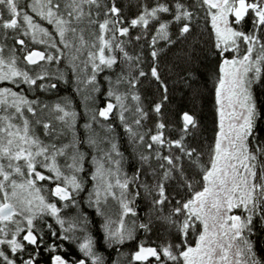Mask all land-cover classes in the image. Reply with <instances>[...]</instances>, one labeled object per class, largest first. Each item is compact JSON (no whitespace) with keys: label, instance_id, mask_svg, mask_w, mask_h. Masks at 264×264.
<instances>
[{"label":"snow or ice","instance_id":"1","mask_svg":"<svg viewBox=\"0 0 264 264\" xmlns=\"http://www.w3.org/2000/svg\"><path fill=\"white\" fill-rule=\"evenodd\" d=\"M261 97L264 0H0V264H264Z\"/></svg>","mask_w":264,"mask_h":264},{"label":"trees","instance_id":"2","mask_svg":"<svg viewBox=\"0 0 264 264\" xmlns=\"http://www.w3.org/2000/svg\"><path fill=\"white\" fill-rule=\"evenodd\" d=\"M129 2L131 3V0H129ZM130 11L135 12V7H132ZM206 35H207V32H205V36ZM209 59H211V57H209ZM205 63H207V61H205ZM57 68H59L64 73L65 77L68 79V83L65 84L61 82L58 93L51 96L50 99L54 100L57 97H67L68 99L72 101L73 109L78 113L77 136L80 138H83L85 136V129L83 128V125L85 123V118H84L85 107H84V101H83L84 93L76 92L75 84L73 82L74 77L72 76V70L70 67H68L65 64V62H62L59 65H56V64L52 65L53 72H55ZM100 80L101 82L103 81V76L100 77ZM207 87L209 89L212 88V83L210 80L208 81ZM169 96H170L171 103L165 108L166 117L168 113L172 111H175L177 113H179L180 111H190L197 116L198 120H200L204 126L207 127L208 135L211 136V130L213 127V118H214V91L211 93L206 91L203 93L202 97L193 100L190 94H188L182 86L178 85L176 87L170 88ZM261 99H264V97H261ZM98 100L102 101L103 97L99 96ZM100 106H102V104ZM117 141L119 143L120 150L125 153L126 157H128L130 155V149L128 148V145L126 143L121 142V139L119 136L117 137ZM88 158L90 160V156ZM125 168L128 171L129 175H131L133 171L132 167L126 164ZM84 211L90 212L92 210H89L85 206ZM89 219L97 221V223L92 226V233H91L94 241L99 242L97 245V251L100 254L104 255L106 259V264H112V261L117 259V253L115 249L114 248L109 249L103 243V239H102L103 234L102 232L99 231V222H98L99 218L95 217L94 212H92V215L89 217ZM135 244H136V241L126 242L125 245L121 246V251L126 253L130 249L134 248ZM68 247L72 253H74L75 255H79V252L76 250L74 245H68ZM261 248H264V242H262ZM120 264H127V261L121 259Z\"/></svg>","mask_w":264,"mask_h":264},{"label":"rangeland","instance_id":"3","mask_svg":"<svg viewBox=\"0 0 264 264\" xmlns=\"http://www.w3.org/2000/svg\"><path fill=\"white\" fill-rule=\"evenodd\" d=\"M38 19V18H37ZM41 24H42V26H45V27H50V26H48V25H46L44 22H41ZM33 47H35L36 49H38V50H42L43 49V45H34ZM65 62V64L67 65V61H64ZM55 69V68H54ZM41 135H42V132H41Z\"/></svg>","mask_w":264,"mask_h":264}]
</instances>
